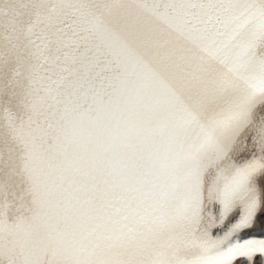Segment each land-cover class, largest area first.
I'll list each match as a JSON object with an SVG mask.
<instances>
[{"label":"snow or ice","instance_id":"1","mask_svg":"<svg viewBox=\"0 0 264 264\" xmlns=\"http://www.w3.org/2000/svg\"><path fill=\"white\" fill-rule=\"evenodd\" d=\"M0 264H264V0H0Z\"/></svg>","mask_w":264,"mask_h":264}]
</instances>
